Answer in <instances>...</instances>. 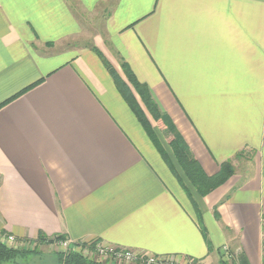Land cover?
<instances>
[{"label":"crops","instance_id":"0c3cea01","mask_svg":"<svg viewBox=\"0 0 264 264\" xmlns=\"http://www.w3.org/2000/svg\"><path fill=\"white\" fill-rule=\"evenodd\" d=\"M94 46L148 85L209 176L234 175L202 197L155 128L190 195ZM2 235L264 264V0H0Z\"/></svg>","mask_w":264,"mask_h":264},{"label":"trees","instance_id":"16d2710c","mask_svg":"<svg viewBox=\"0 0 264 264\" xmlns=\"http://www.w3.org/2000/svg\"><path fill=\"white\" fill-rule=\"evenodd\" d=\"M93 50L99 55L105 67L114 79L118 90L138 117L149 138L159 150L163 158L169 162L174 173L179 177L182 185L189 194L190 190L186 186L184 179L180 176V174L173 167L172 163L169 161L168 154L165 151L149 116L156 122H162L165 126V130L171 133L172 139L169 142V146L174 154V157L176 158L178 165L180 166L186 179L202 197L208 195L218 187L225 184L234 175L235 168L232 162H226L222 164L221 170L217 174L209 176L205 172L199 161L193 157L190 148L185 142L183 136L174 126L172 120L164 112L161 111L148 85L140 82L135 73L132 71L131 67L126 62H122L121 64L122 70L126 77V79H124L102 51H100L96 46L93 47ZM200 225L207 239V231L204 228L202 219H200ZM39 240L41 242L51 244L54 241H64L66 240V237L57 236L53 239H49L44 235H41ZM98 243L99 241L91 243V247H95ZM37 254H39V252L36 249L30 250L9 247L7 244H4L0 241V264H19V261H23L25 259H28L30 256ZM56 257V264H114L110 260L101 261L99 259L91 257L89 258L85 256L81 251L71 246L67 251L58 252ZM236 258L237 257L234 255L231 262L228 263L226 261H223V263L247 264L245 258ZM237 260L238 263L236 262Z\"/></svg>","mask_w":264,"mask_h":264},{"label":"built area","instance_id":"2783aa9c","mask_svg":"<svg viewBox=\"0 0 264 264\" xmlns=\"http://www.w3.org/2000/svg\"><path fill=\"white\" fill-rule=\"evenodd\" d=\"M0 241L4 244H7L9 247H15L16 238L14 235H2L0 237ZM63 244L69 249L70 243L65 240ZM96 252L99 253L102 259L111 260L114 264H183L177 262L167 261L161 257L155 255L143 254L138 251L124 249V248H116L110 245L105 244H97ZM233 254L225 248L224 251V259L232 260ZM263 258H264V249H263Z\"/></svg>","mask_w":264,"mask_h":264},{"label":"rangeland","instance_id":"374dc122","mask_svg":"<svg viewBox=\"0 0 264 264\" xmlns=\"http://www.w3.org/2000/svg\"><path fill=\"white\" fill-rule=\"evenodd\" d=\"M153 124L155 125V128L158 130V131H162L161 132V138L162 140L164 141V144H169L170 140L172 139V135L169 131L165 130V128H163L162 124L159 122H156L153 120ZM189 182V181H188ZM64 241H61V242H57V241H54L53 243H44V242H39L38 244H26V245H17V248H20V249H30V250H33V249H36L39 254H37L38 256H30L28 259H25V260H21L19 261V264H51L54 263L56 264L57 262V253L58 252H64V251H67L68 248L63 244ZM91 243L93 242H90V243H83L81 242L79 245H78V250L81 251L85 256L87 257H91V258H95V259H99L101 261H105L104 259L101 258V256H99V253H95L96 251V246L95 247H91ZM44 244V246L42 247V245ZM98 244H102V243H98ZM16 246V245H14ZM93 248V249H92ZM47 251V253L45 254L44 252ZM41 256V257H39ZM111 261V260H110ZM131 264H135V263H131Z\"/></svg>","mask_w":264,"mask_h":264}]
</instances>
